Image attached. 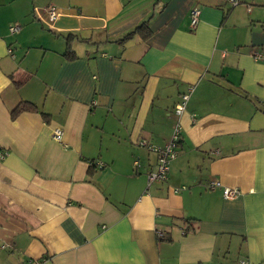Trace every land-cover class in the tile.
Returning a JSON list of instances; mask_svg holds the SVG:
<instances>
[{"label": "crops", "instance_id": "obj_1", "mask_svg": "<svg viewBox=\"0 0 264 264\" xmlns=\"http://www.w3.org/2000/svg\"><path fill=\"white\" fill-rule=\"evenodd\" d=\"M49 4L59 16L44 23L35 11ZM259 6L0 0V264H264ZM146 20L148 39L116 42ZM68 35L73 59L63 56ZM20 101L38 111L12 118ZM176 122L168 179L147 186L157 165L147 145L165 144ZM222 187L239 194L225 199Z\"/></svg>", "mask_w": 264, "mask_h": 264}, {"label": "built area", "instance_id": "obj_2", "mask_svg": "<svg viewBox=\"0 0 264 264\" xmlns=\"http://www.w3.org/2000/svg\"><path fill=\"white\" fill-rule=\"evenodd\" d=\"M227 1H229V3L232 6H237L238 4H240V0H227ZM247 8L250 9L248 5H247ZM199 11L200 10L197 7H194L189 12L190 13L189 14V18H190L189 26L191 28H195L196 24L198 23ZM35 13L38 16V18L41 19L44 23L53 22L55 18L59 16L58 7L53 4L46 5L44 9H42L39 12L35 11ZM19 30H20V27L18 25H13L9 28V31H10L9 33H15ZM7 54H9L12 57L14 56L12 48L10 46L7 47ZM252 55H253V58L255 59L264 58V54L260 51H253ZM191 90H192L191 88H188L187 92L180 95V100L176 102L174 106V111L176 115H179L182 112H184L185 107L187 105L186 101H188L189 99V94ZM179 127H180L179 122H176L174 127H172V132H171L170 137L168 138V140L165 141V144H163L162 146L156 147V146L147 145V147L151 151L155 152L157 155V163H156L157 165L155 166L156 169L154 171L149 172L146 177L147 186H149L150 183L154 181L164 182L166 181V179H168L170 163L177 156L178 149L180 146L179 140H181V129ZM59 132L60 131L58 130L57 131L55 130L53 132L55 139L60 138L61 133ZM139 143L146 146V143L144 141L139 142ZM5 154H6V151L0 149V159H3ZM89 164L96 165V167H99V168L104 166L103 163H101L100 161L98 162L90 161ZM219 186H221V183L217 180H211L208 183V188L210 190L218 188ZM221 190H222V196L225 197V199L236 197L239 194V191L236 188L222 187ZM30 264H39V261L37 262L30 261ZM240 264H246V263L244 261H241Z\"/></svg>", "mask_w": 264, "mask_h": 264}, {"label": "trees", "instance_id": "obj_3", "mask_svg": "<svg viewBox=\"0 0 264 264\" xmlns=\"http://www.w3.org/2000/svg\"><path fill=\"white\" fill-rule=\"evenodd\" d=\"M147 26H148V20L142 22V24H139L138 26L134 27V29L125 33L116 42L119 43L120 45H123V44H125V42H127V40H130L132 38V36L135 34L139 35L142 38V40L148 39L151 32L149 30V27H147ZM65 42H66L65 43L66 45H65V51L63 53V56L67 59L75 58L74 51L71 49V43H70V42H72V39L69 35L66 37ZM12 51H13V49H12ZM27 79H28V76H24L21 79H18L14 84L16 86H19V85H21V83L25 82ZM249 100H252L255 104H259L258 100H256L253 97H249ZM10 110H11L10 114H11L12 118L17 117L20 113H22L24 111H29V112L38 111V109H36V105L34 103L29 102V101H20L18 103V105H16L14 108H11ZM42 117H43L44 121L49 120V117L46 114H42ZM88 170L91 173V170L90 169H88Z\"/></svg>", "mask_w": 264, "mask_h": 264}, {"label": "rangeland", "instance_id": "obj_4", "mask_svg": "<svg viewBox=\"0 0 264 264\" xmlns=\"http://www.w3.org/2000/svg\"><path fill=\"white\" fill-rule=\"evenodd\" d=\"M258 2H264V0H258ZM259 7L264 8V6H259ZM250 9H251V7H250ZM242 12L239 14L238 18H239V22H243L244 23L245 22V18L243 17ZM47 28H48L47 26L44 28L45 32H43V35H46V36L50 37V35L52 36V34L49 32V30Z\"/></svg>", "mask_w": 264, "mask_h": 264}]
</instances>
